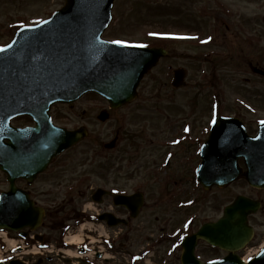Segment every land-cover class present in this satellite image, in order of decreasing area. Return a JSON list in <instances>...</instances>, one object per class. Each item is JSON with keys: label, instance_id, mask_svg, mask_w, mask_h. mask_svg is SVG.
Wrapping results in <instances>:
<instances>
[{"label": "rangeland", "instance_id": "374dc122", "mask_svg": "<svg viewBox=\"0 0 264 264\" xmlns=\"http://www.w3.org/2000/svg\"><path fill=\"white\" fill-rule=\"evenodd\" d=\"M224 1L230 3L235 18L250 21L249 28L255 29L254 32L262 35L263 41L258 43L257 49L264 50V0ZM63 3L64 0H0V46L11 40L16 26L38 22ZM213 3L216 4V1L213 0ZM213 3L211 0H114L112 21L102 36L105 39L124 43L152 42L157 38L150 33H191L194 23L199 19H203L202 35H205L215 28L214 17L226 22ZM203 7H205L204 11L200 10ZM199 12L203 15L200 16ZM215 22L218 32L219 23L216 20ZM220 29L223 31V25ZM203 45L204 42H198L197 46L193 47L190 41L182 39L175 42L172 48L178 56L163 58L142 79L137 89V97L132 103L117 109L114 117L106 121H99L97 115L103 109L109 111L107 103L93 93L83 95L72 107L64 104L54 105L52 113L58 123L70 128L84 125L89 132V138L55 160L49 169L50 178L57 179L58 175L62 176V173L58 172V164L68 156L63 175L65 180L84 177L89 179V184L99 185L104 182L103 180L109 179L107 178L109 168L114 163V170L118 168L117 180L132 178L133 184H139L146 179L145 186L150 195L148 200L150 208L146 210L149 226L146 232L149 241L155 235L153 228H157L160 224H166V231L169 232L175 227H183L186 223L192 222L190 231L205 221L217 218L222 207L237 194L262 199L261 209L251 219L255 229L254 238L239 252L241 257L252 256L264 240V189L251 187L244 179H238L221 188L213 186L203 190L193 181L191 171L199 160L194 140L200 135L199 125L203 113L201 109L208 110V103L214 92L210 88L211 85H215L210 83L211 66H214V71L219 77L223 78V74L226 77V89L221 91V95L218 93V97L222 96L229 100L228 103L238 104L241 108H243L242 98L256 100L255 104L259 107V111L255 113L251 110L248 115L253 118L251 120L253 126L256 125V121L264 119V78L249 75L253 84L244 85L243 77H247L248 72L238 71L237 59L228 58V42L224 41L223 36H217L216 41ZM257 49L252 52L253 55L257 53ZM215 50L219 51L221 56L217 57L216 53H212ZM202 53H212L214 56L205 61L202 59ZM259 58L264 59V52L259 53ZM167 65L186 67L188 73L184 86L175 89L168 84ZM201 69L209 75L201 77ZM170 74L172 75V71ZM252 107L247 108L252 109ZM235 109L238 108L235 106ZM25 122L30 123L28 120L13 121L15 125ZM185 122L191 123L195 131L194 140L193 136L186 141L177 138ZM117 128L121 130L118 146L112 149L102 148L101 143L110 141L115 136L114 130ZM128 135H134V147L129 144ZM161 161L165 163L163 168L167 167L163 172L161 171L163 168L157 166ZM104 163L109 164H107L108 169H97ZM131 163L136 167L132 173L127 167V164ZM96 170H100L105 176L98 179ZM84 171H91L92 175L88 176ZM6 185L5 176L0 172V191L6 189ZM48 185L38 188H45ZM173 193L174 196H170ZM158 195L160 205L157 202ZM178 201L187 202L189 208L184 209V206L178 204L175 208L174 204ZM84 230L86 231V229L82 231ZM82 231L75 229L70 235H78L81 238L84 236L81 234ZM93 234H96V230ZM109 234L112 233L109 231ZM52 237V242L56 243L57 232H54ZM54 248L56 252L57 247ZM138 249L139 247H136L134 251ZM196 250L202 260L222 254L219 250L209 248L204 242H200ZM179 253L180 249L173 257L165 259L164 263L178 264ZM60 255L59 253L57 256L59 259H61ZM69 256L74 260L72 253ZM148 258L153 263L152 256Z\"/></svg>", "mask_w": 264, "mask_h": 264}, {"label": "water", "instance_id": "95a60500", "mask_svg": "<svg viewBox=\"0 0 264 264\" xmlns=\"http://www.w3.org/2000/svg\"><path fill=\"white\" fill-rule=\"evenodd\" d=\"M113 0H65V5L36 25L19 28L0 52V169L7 173L9 190L0 194V229H35L43 209L15 188L14 179L31 182L53 156L86 135L84 128L68 131L51 124L48 110L55 102H72L87 91L103 96L117 108L136 97V87L153 67L161 48L127 46L105 41L101 33L111 18ZM264 74V71H259ZM184 71L174 72V85ZM29 115L33 127L16 128L10 120ZM99 119L105 120L102 112ZM200 149L197 180L204 189L223 187L243 177L253 187H264V121L248 136L235 118L218 117ZM113 141L106 144L112 147ZM243 157V171L237 164ZM259 203L237 195L215 222L205 223L182 242V264H264V246L247 262L234 253L252 237L247 216ZM114 224V223H112ZM198 239L228 251L216 261L202 263L194 255Z\"/></svg>", "mask_w": 264, "mask_h": 264}, {"label": "flooded vegetation", "instance_id": "af4514ba", "mask_svg": "<svg viewBox=\"0 0 264 264\" xmlns=\"http://www.w3.org/2000/svg\"><path fill=\"white\" fill-rule=\"evenodd\" d=\"M211 1L213 3V0ZM215 1L216 4L213 3L215 8L222 10L221 15L226 22L214 17V33L206 35L213 37V41H216L217 36H223L224 41L228 42V58L237 59L236 67L238 71L245 73L249 72L250 69V72H252V66L264 68V59L259 58V53L264 52V50L257 49L258 43L262 40V35L254 32L255 29L249 28L250 21L244 18H235V12L231 10L230 3L224 0ZM215 20L219 23L218 32ZM221 25L224 27L223 31L220 29ZM191 33L194 40H197V37L202 35L201 22L197 21L194 23ZM160 45L167 50V57L175 58L178 56L172 48L173 43L161 42ZM256 49L257 53L253 55L252 52L256 51ZM168 68H171V65H168ZM168 68H166V73L169 72ZM210 69V83L214 84L219 79L217 77L218 73L214 71L213 65ZM225 79L226 77L223 74V80ZM243 81L244 85L246 83L253 84L251 78L246 76L243 77ZM216 87H219V85H216ZM216 101L218 105L215 115H235L244 122L248 133L252 134L254 132L256 125L253 126L254 123L251 122L253 118L248 117L246 112H239L243 108L235 109V106H238L237 104L229 105L226 108L224 107V100L216 99ZM208 106V110L201 109L203 113H201L199 132L204 137L210 131V122L213 118L211 113L212 101L208 103ZM230 108L234 110L230 111ZM116 111H109V119L114 117L113 115ZM51 115L52 120L59 124L52 112ZM32 123L33 121H30V124ZM189 124L191 125V123ZM115 131V133L118 132L119 136L120 128L115 129ZM194 133L193 129L188 131L190 135ZM180 135H184L182 131H180ZM133 136L128 135L127 140L134 147ZM66 152L68 153V150L53 158L47 168L38 174L30 184L22 178L16 180V185L28 192L35 204L43 208L44 214L41 224L36 230H30L29 228L22 230L25 234L24 238H20L18 233H14V236L18 238L14 252L9 253L5 249L0 250V264H145V257L147 256H152L154 264H163L162 256L166 248V242L164 241L166 224H160L157 228L154 227L155 235L149 241V235L146 232V230H149L146 210L150 208V202L148 201L150 200V195L146 190V179H143V183L139 182V184H133L132 178L119 181L117 180L118 177H116L118 168L114 170V163L109 168V177H107L109 179L103 180L104 182L99 185L89 184L88 178L65 180L63 175L68 156L62 160L61 164H58V172L62 173V176H57L59 181L56 178H50V166L57 158L65 155ZM106 164L108 163H104V165ZM157 166L163 168L164 162H159ZM127 167L131 173L136 169L134 163L127 164ZM44 180L47 182H44ZM47 184L49 185L45 188H38ZM131 196L133 197L131 198ZM122 199H126V204L119 203ZM259 200L261 209L263 200ZM157 202L160 205L159 195ZM252 216L254 217V215ZM252 216L249 220L252 219ZM55 218L58 219L55 220ZM90 219L93 220L91 226H85V224L89 223L87 220ZM108 222L116 224L108 225ZM66 226L71 227L72 230L81 226L86 228V231L82 232L85 244L74 247L76 251L81 253L78 260L65 256V250L61 247L60 242H52V234L57 232L60 235V232ZM98 227H102L112 233L108 241L98 239L97 235L93 234V231ZM179 231L180 229L175 233V238L178 237ZM54 246L57 247L56 252H54ZM62 246L65 247V245ZM136 247H139V249L134 251ZM59 253L61 254V259L57 257Z\"/></svg>", "mask_w": 264, "mask_h": 264}, {"label": "snow or ice", "instance_id": "6c2138e0", "mask_svg": "<svg viewBox=\"0 0 264 264\" xmlns=\"http://www.w3.org/2000/svg\"><path fill=\"white\" fill-rule=\"evenodd\" d=\"M150 35L155 36V35H172V34H168V33H150ZM209 39H211V38L209 37ZM114 43L120 44V43H124V42L123 41H114ZM140 46L144 47V45H140ZM4 50H5L4 48H0V52H2ZM213 122H215V121H213Z\"/></svg>", "mask_w": 264, "mask_h": 264}, {"label": "bare ground", "instance_id": "6f19581e", "mask_svg": "<svg viewBox=\"0 0 264 264\" xmlns=\"http://www.w3.org/2000/svg\"><path fill=\"white\" fill-rule=\"evenodd\" d=\"M69 239H70V243H77V242H79V240H80V238H79L78 235L72 236V237H70ZM10 243L12 244L13 241H10Z\"/></svg>", "mask_w": 264, "mask_h": 264}]
</instances>
